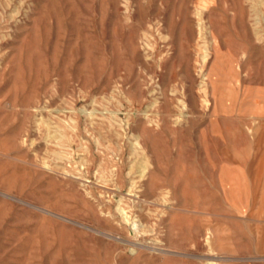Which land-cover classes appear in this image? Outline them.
Returning <instances> with one entry per match:
<instances>
[{
    "label": "rangeland",
    "instance_id": "1",
    "mask_svg": "<svg viewBox=\"0 0 264 264\" xmlns=\"http://www.w3.org/2000/svg\"><path fill=\"white\" fill-rule=\"evenodd\" d=\"M0 264H264V0H0Z\"/></svg>",
    "mask_w": 264,
    "mask_h": 264
},
{
    "label": "bare ground",
    "instance_id": "2",
    "mask_svg": "<svg viewBox=\"0 0 264 264\" xmlns=\"http://www.w3.org/2000/svg\"><path fill=\"white\" fill-rule=\"evenodd\" d=\"M206 73V72H205ZM164 93V92H163ZM164 98V97H163ZM149 172V171H148ZM149 174V173H148ZM122 179V178H121ZM122 181V180H121ZM121 196V195H120ZM124 197V196H123ZM134 197V196H133ZM132 202H133V200H132ZM147 202V201H146ZM140 203H142V202H140ZM40 208V207H39ZM69 219V218H68ZM131 221V220H130ZM132 223V222H131ZM132 227H133V229H135V230H137L138 229V227H137V224H135V223H133L132 224ZM128 228V227H127ZM137 228V229H136ZM139 232V231H138ZM130 233V232H129ZM133 233V232H132ZM135 233V232H134ZM133 235V234H132ZM143 235V234H142ZM127 239H130V238H127ZM138 239V238H137ZM125 240V239H124ZM121 241V240H120ZM128 242V241H127ZM136 243V242H135ZM133 246V245H132ZM145 246V245H144ZM134 247V246H133ZM142 247V246H141ZM145 247H147V246H145ZM149 247V246H148ZM151 247V246H150ZM142 248H144V247H142ZM136 249V248H135ZM153 249V248H152ZM157 250H158V248H157ZM158 251H160V248H159V250ZM163 251V250H162ZM168 251V250H167ZM170 251H172V250H170ZM135 252V251H134ZM164 252V251H163ZM167 253V252H166Z\"/></svg>",
    "mask_w": 264,
    "mask_h": 264
}]
</instances>
